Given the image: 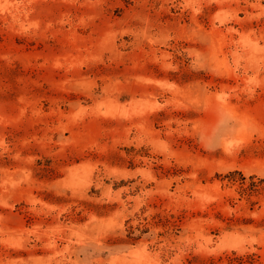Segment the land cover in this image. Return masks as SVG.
<instances>
[{
	"label": "rangeland",
	"instance_id": "374dc122",
	"mask_svg": "<svg viewBox=\"0 0 264 264\" xmlns=\"http://www.w3.org/2000/svg\"><path fill=\"white\" fill-rule=\"evenodd\" d=\"M0 264H264V0H0Z\"/></svg>",
	"mask_w": 264,
	"mask_h": 264
}]
</instances>
